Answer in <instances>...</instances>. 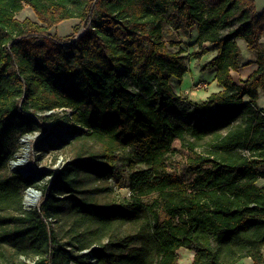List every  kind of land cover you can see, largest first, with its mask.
Returning a JSON list of instances; mask_svg holds the SVG:
<instances>
[{"label":"trees","instance_id":"16d2710c","mask_svg":"<svg viewBox=\"0 0 264 264\" xmlns=\"http://www.w3.org/2000/svg\"><path fill=\"white\" fill-rule=\"evenodd\" d=\"M26 6L36 21L17 19ZM70 19V40L49 33ZM195 26L197 55L215 51L202 68L220 90L192 104L173 80L188 71L179 36ZM263 36L254 0H0V260L178 264L183 248L190 264H264ZM238 39L256 68L236 83L231 73L251 63ZM58 110L69 138L42 141L70 159L37 177L12 170L4 124L55 129ZM176 139L191 151L187 183L168 170ZM120 174L128 197L117 200L109 180ZM29 187L38 207L24 205Z\"/></svg>","mask_w":264,"mask_h":264},{"label":"rangeland","instance_id":"374dc122","mask_svg":"<svg viewBox=\"0 0 264 264\" xmlns=\"http://www.w3.org/2000/svg\"><path fill=\"white\" fill-rule=\"evenodd\" d=\"M16 17L19 20L29 18L31 20L36 21V18L32 10L27 6L20 13H18ZM77 22L78 21L74 19L63 21L57 26L51 27L49 33L51 35L55 34L64 40H70V38H72L73 35L77 34V33L74 34L75 32L74 26L77 24ZM195 28L196 26L193 27V30L191 31V35L189 38L179 36V40L181 41V45L179 47L183 49L185 55L188 58L187 60L188 71L183 75L182 79L173 80V86H174L173 90L180 96L181 99L189 100L192 102L201 101L205 99V97H208L210 94L219 90V87L217 86L214 80L213 69L202 68L204 64H206L208 61L212 59L213 52L215 51L208 50L202 55H197L198 47L193 43L194 42L193 39L195 38L196 35ZM261 42L264 43V36L262 37ZM207 47L211 48L210 45H207ZM174 49L177 50L178 48H174ZM241 49H242V55L243 56L247 55L248 50L246 49V47L243 46V44H241ZM231 76L233 80L236 83H238V79H239L238 71L232 72ZM196 84H199V86L195 87ZM261 97H263V94L261 95ZM260 103L261 104L264 103V98L261 99ZM54 112L59 113L58 117H60L61 119L63 117H66L67 115V113L62 112L60 110ZM68 112L70 111L68 110ZM50 113H46V115H49ZM177 117L180 118L181 116H177ZM13 121H14L13 119H10L4 124L5 126H7V128L11 127V130L9 129V132L4 137L3 143L9 151L14 150L16 152L15 160H14L15 162H17L18 159L23 158L25 159V163L21 165L30 166L34 172H39L40 170L44 172H49L62 167L66 163L67 161L66 159H70L69 154L64 152V150H59L56 152L49 151L42 141L44 136L50 134L51 132L56 133V134L54 133L55 137H58L57 135L60 136L63 135L61 133V130H57V129L63 130L62 124H65L63 119L58 122L59 124L55 127V129L53 127L54 123L52 121H48L41 124V126H43V128H45L46 131L36 129L29 133H23V131L21 132L16 128L13 129L12 128ZM51 129L52 131H50ZM40 139L41 141H39ZM189 139L192 140V138ZM37 141H39L38 144ZM204 149L205 147H199L196 150L201 151ZM24 155H26L25 158L23 157ZM190 156H191V151L187 149V147L182 146L179 140L177 139L174 140L171 151L167 158L168 170L177 179L185 183L190 182L193 177V175L187 171L186 160ZM124 160H125V153L122 152L120 163H124L123 162ZM137 168L140 170L145 169L144 165H138ZM118 177H119L118 182L109 180L112 189L111 192L117 198V200L128 197L127 187L129 182L128 177L124 174H120ZM49 180H50V175H47L44 178V182ZM88 187H91V184H88ZM30 199L31 198L28 197V200ZM41 200H42V196L35 201L34 205L37 204L38 206ZM27 207L30 206L26 205V208ZM129 231H131V226L125 225L121 227L120 232L128 233ZM177 253H179V258H178L179 264H186V262L189 259V253L191 252L182 248ZM27 262L30 263V260L28 259ZM0 264H5V263L0 260Z\"/></svg>","mask_w":264,"mask_h":264},{"label":"crops","instance_id":"0c3cea01","mask_svg":"<svg viewBox=\"0 0 264 264\" xmlns=\"http://www.w3.org/2000/svg\"><path fill=\"white\" fill-rule=\"evenodd\" d=\"M254 2H255V6H256L257 12L260 13L264 9V0H254ZM70 20H73V19H70ZM74 20H76V19H74ZM78 24H79V21L77 22V24L74 27H76ZM236 41H237L238 47H239L241 55H242L241 44H243V46L246 47V43L242 39H238ZM208 50H213V49L208 48ZM214 55H215V52H213L212 58L214 57ZM242 58H243V62L251 61V63L249 65L244 66V67H242V68H240L238 70V76H239L238 83H239L240 80L246 79L256 68V66L254 64V55H253L252 52L248 51L247 55H245V56L242 55ZM240 73H242V74H240ZM213 74H214V70H213ZM173 89H174V86H173ZM218 91H216V92H218ZM174 93L177 94L175 91H174ZM262 94H263V97H261ZM206 98L207 97H205V99H203L201 101H198V102H192V101H189V100H186V101H188V102H190L192 104H197V103H201L202 101L206 100ZM262 98H264V93L262 91H259V97H258V101H257L258 108H264V103L263 104L260 103ZM191 255H192V253H189V259L186 262V264H190L191 263V260H192V257H193V255L192 256ZM178 258H179V253H178ZM243 262L249 263V260H244ZM178 264H179V259H178Z\"/></svg>","mask_w":264,"mask_h":264},{"label":"built area","instance_id":"2783aa9c","mask_svg":"<svg viewBox=\"0 0 264 264\" xmlns=\"http://www.w3.org/2000/svg\"><path fill=\"white\" fill-rule=\"evenodd\" d=\"M200 84V83H199ZM199 84H196V86L195 87H197V86H199ZM48 113H50V112H48ZM58 130H61V133L63 134H61L62 136H60V135H57L58 137H60V138H62V139H68L69 138V134L67 133V131H66V129L65 128H63V130L62 129H58ZM55 133V132H54ZM54 133H52L51 135H53L54 136ZM56 134V133H55ZM55 137V136H54ZM25 156L26 155H24L23 157L25 158ZM23 159V158H22ZM15 160V159H14ZM11 161L10 163V168L12 169V170H14V171H16V172H20L24 177H28L29 175H33V176H38V172H34L32 169H31V167L30 166H28V165H21V164H23V163H25V159H24V162H20V160L21 159H18V161L17 162H15V161ZM22 167V168H21ZM34 169H35V167H34ZM33 187H29V188H27L26 190H25V192H24V205L26 206V205H28V206H30V207H36L37 206V204L36 205H34L35 204V201L37 200V199H39L42 195H41V192L39 191V190H37V189H35V188H33ZM28 197L29 198H31L30 200H28ZM38 207V206H37ZM28 208V207H27Z\"/></svg>","mask_w":264,"mask_h":264},{"label":"bare ground","instance_id":"6f19581e","mask_svg":"<svg viewBox=\"0 0 264 264\" xmlns=\"http://www.w3.org/2000/svg\"><path fill=\"white\" fill-rule=\"evenodd\" d=\"M20 162H24V159H21Z\"/></svg>","mask_w":264,"mask_h":264}]
</instances>
